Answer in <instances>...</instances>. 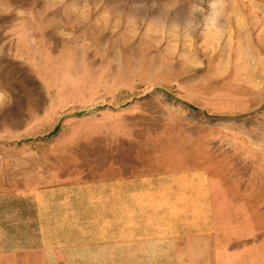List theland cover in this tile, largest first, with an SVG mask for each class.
<instances>
[{
    "label": "rangeland",
    "instance_id": "374dc122",
    "mask_svg": "<svg viewBox=\"0 0 264 264\" xmlns=\"http://www.w3.org/2000/svg\"><path fill=\"white\" fill-rule=\"evenodd\" d=\"M0 151L264 243V0H0Z\"/></svg>",
    "mask_w": 264,
    "mask_h": 264
},
{
    "label": "crops",
    "instance_id": "0c3cea01",
    "mask_svg": "<svg viewBox=\"0 0 264 264\" xmlns=\"http://www.w3.org/2000/svg\"><path fill=\"white\" fill-rule=\"evenodd\" d=\"M1 153L0 264H264L263 242L232 241L222 227L152 204L165 200L158 195L118 192L124 181L109 193H86L85 181L64 175L8 182ZM225 187L208 183L209 193Z\"/></svg>",
    "mask_w": 264,
    "mask_h": 264
}]
</instances>
